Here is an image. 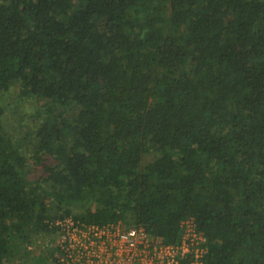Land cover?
<instances>
[{
  "label": "trees",
  "instance_id": "trees-1",
  "mask_svg": "<svg viewBox=\"0 0 264 264\" xmlns=\"http://www.w3.org/2000/svg\"><path fill=\"white\" fill-rule=\"evenodd\" d=\"M66 217L264 264V0H0V264Z\"/></svg>",
  "mask_w": 264,
  "mask_h": 264
},
{
  "label": "built area",
  "instance_id": "built-area-1",
  "mask_svg": "<svg viewBox=\"0 0 264 264\" xmlns=\"http://www.w3.org/2000/svg\"><path fill=\"white\" fill-rule=\"evenodd\" d=\"M57 240L48 264H204L207 238L194 220L183 222L179 244H165L143 227L122 222L89 224L58 219Z\"/></svg>",
  "mask_w": 264,
  "mask_h": 264
},
{
  "label": "rangeland",
  "instance_id": "rangeland-1",
  "mask_svg": "<svg viewBox=\"0 0 264 264\" xmlns=\"http://www.w3.org/2000/svg\"><path fill=\"white\" fill-rule=\"evenodd\" d=\"M18 91L13 90L5 96L4 106L6 108L5 114V128L8 133L16 135L21 133V127L32 126L31 115L35 111L36 104H31L27 101L20 100L18 98ZM37 245L47 246L45 237L39 239L37 243L33 246L37 250ZM33 249V248H32ZM34 251V250H32ZM45 253V251H44ZM36 255V251L33 252ZM40 254V253H38ZM43 254V252H41ZM43 261L45 263H43ZM48 260L45 256H42L41 262L39 264H47Z\"/></svg>",
  "mask_w": 264,
  "mask_h": 264
}]
</instances>
